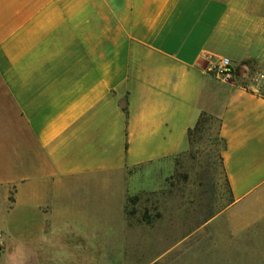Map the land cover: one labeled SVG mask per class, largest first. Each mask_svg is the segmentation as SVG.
<instances>
[{
    "label": "crops",
    "instance_id": "0c3cea01",
    "mask_svg": "<svg viewBox=\"0 0 264 264\" xmlns=\"http://www.w3.org/2000/svg\"><path fill=\"white\" fill-rule=\"evenodd\" d=\"M222 58L232 79L210 72ZM246 64L264 74V0H0V264H98L138 170H173L201 114L227 209L263 215Z\"/></svg>",
    "mask_w": 264,
    "mask_h": 264
},
{
    "label": "rangeland",
    "instance_id": "374dc122",
    "mask_svg": "<svg viewBox=\"0 0 264 264\" xmlns=\"http://www.w3.org/2000/svg\"><path fill=\"white\" fill-rule=\"evenodd\" d=\"M246 65L247 84L264 96V74ZM216 129L179 156L173 170H138V193L126 196L113 231L97 234L112 241L98 249V264H264V213L250 217L247 205L227 209Z\"/></svg>",
    "mask_w": 264,
    "mask_h": 264
},
{
    "label": "trees",
    "instance_id": "16d2710c",
    "mask_svg": "<svg viewBox=\"0 0 264 264\" xmlns=\"http://www.w3.org/2000/svg\"><path fill=\"white\" fill-rule=\"evenodd\" d=\"M213 124L217 125V129L215 133V142L221 143L222 144L221 149L222 150L224 149V142L219 135L220 125H221L220 121L206 114H201L195 126L192 129L187 131V141H188L189 149H191L192 145L195 142H201L204 139V137H210L209 132ZM219 157H220V160L222 161L221 153Z\"/></svg>",
    "mask_w": 264,
    "mask_h": 264
},
{
    "label": "built area",
    "instance_id": "2783aa9c",
    "mask_svg": "<svg viewBox=\"0 0 264 264\" xmlns=\"http://www.w3.org/2000/svg\"><path fill=\"white\" fill-rule=\"evenodd\" d=\"M210 72L214 73L215 76L224 80H229L234 77V67L227 58L220 59L217 66L211 69Z\"/></svg>",
    "mask_w": 264,
    "mask_h": 264
}]
</instances>
